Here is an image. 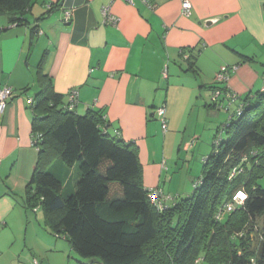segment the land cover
Wrapping results in <instances>:
<instances>
[{
    "label": "crops",
    "instance_id": "crops-1",
    "mask_svg": "<svg viewBox=\"0 0 264 264\" xmlns=\"http://www.w3.org/2000/svg\"><path fill=\"white\" fill-rule=\"evenodd\" d=\"M187 1L190 17L183 0H34L21 26L0 14V88L14 94L0 114V264H99L79 261L24 207L39 158L32 139L41 74L65 103L78 91L76 113L101 111L109 132L139 149L144 186L163 192L185 153L208 157L214 134L192 144L194 112L212 116L216 129L229 123L230 114L211 103L221 69H230L224 88L236 106L264 94V0ZM105 10L118 21L107 23ZM161 105L167 132L155 115ZM66 177L63 192L71 193L75 169Z\"/></svg>",
    "mask_w": 264,
    "mask_h": 264
},
{
    "label": "trees",
    "instance_id": "trees-1",
    "mask_svg": "<svg viewBox=\"0 0 264 264\" xmlns=\"http://www.w3.org/2000/svg\"><path fill=\"white\" fill-rule=\"evenodd\" d=\"M33 5L34 0H0V14L21 26ZM40 81L33 102L39 158L24 207L31 214L43 211L46 230L66 240L79 261L264 264V94L236 106V96L224 88L228 80L216 78L211 103L230 114L223 127L227 137L212 139L215 150L193 194L173 206L171 198L163 200L159 209L144 186L137 146L110 133L101 111L80 115L55 93L52 79L41 74ZM73 168L75 190L64 193ZM238 168L242 173L231 178ZM239 190L248 196L245 203L217 218Z\"/></svg>",
    "mask_w": 264,
    "mask_h": 264
},
{
    "label": "rangeland",
    "instance_id": "rangeland-1",
    "mask_svg": "<svg viewBox=\"0 0 264 264\" xmlns=\"http://www.w3.org/2000/svg\"><path fill=\"white\" fill-rule=\"evenodd\" d=\"M228 118L229 117L227 114V119ZM216 123L217 121L212 116L203 113L199 114L197 111L194 112V117L191 119L189 127L190 134L192 131H194V134H197L193 141H196V143L201 140L205 141L211 134H214L213 138L216 136L217 139L224 140L227 137V134L223 131V127L226 125V123H224V125H220L218 129H216ZM212 145L213 142L211 146H209L210 149L208 146H205V148L209 150L208 156L215 150ZM198 152L199 150L194 149V151H191L190 153H185L183 155L184 159L182 157L180 158L179 169L171 171V174L168 175V182L163 189L164 193L171 197V201L169 202L170 204L173 202H179L193 194L196 184L204 173L205 159L207 158L203 157L202 155H197L196 153ZM183 160H185V162ZM188 166H191V170L188 169ZM31 215L33 216L31 217L32 219L35 218V214L32 213ZM37 215L43 218L45 223L44 212L40 210ZM198 261L199 260H197V263Z\"/></svg>",
    "mask_w": 264,
    "mask_h": 264
},
{
    "label": "built area",
    "instance_id": "built-area-1",
    "mask_svg": "<svg viewBox=\"0 0 264 264\" xmlns=\"http://www.w3.org/2000/svg\"><path fill=\"white\" fill-rule=\"evenodd\" d=\"M130 4H134L135 0H124ZM192 4L187 1L183 0L182 4V10H183V15L185 17H190L192 14ZM104 17L105 21L107 23H115L118 20L111 15V13L108 10L104 11ZM73 19V9L69 8L65 11V16H64V22L70 23ZM165 77H167V73H165ZM217 81L224 82L228 80L227 76V68L221 69V71L217 75ZM13 90L10 87H5V88H0V114L3 115L5 114L8 106H9V101L13 97ZM215 97H213V100H215ZM78 98H79V93L76 90L71 91L68 94V104L67 107L70 110L75 109V107L78 104ZM166 113L167 109L166 106H160L155 110V114L158 116L160 121L162 122V128L163 131H167V119H166ZM41 139V135H33L32 139V145L34 146L35 149L38 150V141ZM243 169L238 168L235 169L232 174L231 178L234 177L237 174L242 173ZM150 201L159 209H164L162 202L163 200H169L171 197L165 196L162 190L151 188L150 189V194H149ZM248 196L244 190H239L237 191L232 200L226 203L223 208L219 211L217 218H222L225 214L231 213L232 211L235 210L236 206L238 205H243L245 201L247 200ZM39 207L35 209V211H38ZM199 263V261H198ZM34 264H39L38 261H34Z\"/></svg>",
    "mask_w": 264,
    "mask_h": 264
}]
</instances>
